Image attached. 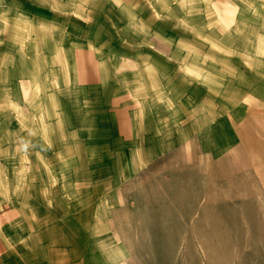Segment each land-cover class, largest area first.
Returning <instances> with one entry per match:
<instances>
[{
	"label": "crops",
	"instance_id": "0c3cea01",
	"mask_svg": "<svg viewBox=\"0 0 264 264\" xmlns=\"http://www.w3.org/2000/svg\"><path fill=\"white\" fill-rule=\"evenodd\" d=\"M260 109L264 0H0V264H53L50 233Z\"/></svg>",
	"mask_w": 264,
	"mask_h": 264
},
{
	"label": "rangeland",
	"instance_id": "374dc122",
	"mask_svg": "<svg viewBox=\"0 0 264 264\" xmlns=\"http://www.w3.org/2000/svg\"><path fill=\"white\" fill-rule=\"evenodd\" d=\"M225 147L195 142L131 177L53 264H264V109ZM51 255V254H50Z\"/></svg>",
	"mask_w": 264,
	"mask_h": 264
}]
</instances>
